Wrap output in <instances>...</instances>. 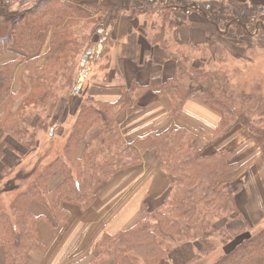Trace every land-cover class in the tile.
<instances>
[{
	"label": "trees",
	"instance_id": "16d2710c",
	"mask_svg": "<svg viewBox=\"0 0 264 264\" xmlns=\"http://www.w3.org/2000/svg\"><path fill=\"white\" fill-rule=\"evenodd\" d=\"M170 1L169 6H163L162 0H140L145 10L133 4V16L127 18L133 20L137 14L147 13L149 7H155L163 15V27L153 34L150 43L176 56L177 64L173 77L161 86L159 96L169 99L173 116L191 99L215 111L220 116L217 134L237 121L264 151V128L260 122L264 121V105H251L255 110L245 106L252 97L248 101L243 98L237 104L235 92L222 86V78L214 79L211 70L195 65L201 60L207 64V56L191 59L189 52H184L185 48L172 46L165 24L168 22L171 29L175 24L164 15L169 10L186 14L197 12L210 21L217 32L218 22L227 17L232 28H226L220 35L225 37L233 31L234 36L245 41L253 34V28L263 21L264 4L245 3L237 8L225 1L218 5L205 3L214 18L211 21L200 6L188 8L190 0ZM117 3L123 10V4ZM109 13L105 16L108 17L106 25L105 22L101 26L97 23L93 33L105 26H115L120 10ZM89 18L73 5L58 0H42L22 13L0 0V180H6L13 173V168L6 163L8 154L15 152L20 160L32 152L37 130L47 129L55 112L68 107L72 97H79L74 110L76 118L63 152L0 208V250L5 255L4 264H29L30 254L43 250L38 231L40 220L45 219L53 226L66 216V205L82 210L90 208L104 186L120 173L140 167L148 152L156 153L170 181L163 201L155 209L145 202L142 211L146 217L134 228L104 235L96 245L93 264H162L176 246L187 242H198L200 246L189 264L218 253L220 248L223 254L213 264H249L257 258L264 264V228L255 233L258 225L238 216L235 195L228 183V177L239 168L233 152L207 154L206 149L195 146V137L185 129L149 134L127 143L119 128L118 115L122 112L134 114L140 98L151 87L133 80L114 104L98 102L88 91L77 87L75 67L67 54L78 44L81 33L76 26ZM51 28L54 29L51 52L62 51L44 65L37 66V59H28L38 54L40 38ZM97 34L101 35L100 31ZM107 40L108 63L104 71L110 69L111 51L115 46L111 37ZM191 49L210 50V45ZM23 62L27 63L29 84L22 86L20 94L25 99L14 111L17 97L12 91L14 74ZM28 87L30 91L26 95ZM12 140L24 149H16ZM57 170L63 172L64 181L51 192L48 183ZM12 190H0V198ZM34 201L43 205L48 215H35L30 208Z\"/></svg>",
	"mask_w": 264,
	"mask_h": 264
},
{
	"label": "crops",
	"instance_id": "0c3cea01",
	"mask_svg": "<svg viewBox=\"0 0 264 264\" xmlns=\"http://www.w3.org/2000/svg\"><path fill=\"white\" fill-rule=\"evenodd\" d=\"M191 1L210 3L219 0ZM221 1L237 8L243 5H237L242 0ZM112 3V0H105L102 7L109 13L117 9ZM139 20H129L122 16L114 27L110 26L100 32L104 38L111 37L115 46L105 78L93 81L89 85L88 94L98 102L114 104L120 100L123 90L129 88L133 80L142 86H150L151 89L140 98L138 110L134 114L122 112L118 115L119 128L125 141L131 143L149 134H165L173 129H185L195 137V146L206 149L207 154L233 152L234 161L239 168L228 177V183L235 195L238 216L256 226H264L263 149L255 144L238 122L217 134L220 116L196 100H189L178 115H172L171 102L168 98L159 96V91L163 83L173 77L177 58L160 47L151 45L150 38L158 29L154 23L151 26L141 24V20L142 27L139 28ZM171 20L175 24L170 30L172 45L181 48L203 47L212 42L221 45L219 34L201 14L175 12L171 15ZM53 32L54 29H51L44 36L45 56ZM223 43L226 44L224 41ZM224 47L225 51L234 52L232 46ZM103 49L101 40L94 47L96 57ZM22 72L23 68L20 66L15 72V78ZM56 172L48 183L51 192L64 181L63 172L61 171L62 175ZM169 184V178L162 171L156 153H146L140 167L120 173L104 186L90 208L82 210L74 205H66V216L53 226L45 219L40 220L38 231L43 250L31 253L28 263L93 264L97 254L96 245L103 236L134 228L146 217L142 205L146 202L149 208H157L162 203ZM35 203L31 204V211L37 216L46 215L47 210ZM199 248L198 242L182 244L162 264H188ZM0 262L5 263L3 250H0ZM249 264H262V259L257 258Z\"/></svg>",
	"mask_w": 264,
	"mask_h": 264
},
{
	"label": "rangeland",
	"instance_id": "374dc122",
	"mask_svg": "<svg viewBox=\"0 0 264 264\" xmlns=\"http://www.w3.org/2000/svg\"><path fill=\"white\" fill-rule=\"evenodd\" d=\"M9 3L12 10L16 12L22 13L30 8L34 7L37 3L42 0H4ZM61 3L71 4L75 8L81 10L85 14L89 15L91 18L86 20H81L76 28H79V32L81 34L78 35V44L77 46L71 48L68 51V60L70 59V65L75 67V74L77 87L82 91H88L89 85L93 81L102 80L106 76V71L104 68L107 66L106 60V49L109 47V41L107 40L108 36L105 38L103 35L97 34L99 31L102 32L108 28L105 26V29L99 30L98 32L94 30L96 29V25L99 24L101 26L104 22L106 25V20L110 13L107 12L106 9H103L102 5L105 0H58ZM110 1V0H107ZM113 5L117 7V10H120V17L128 18L133 16V12L131 9L133 8V4H136L139 9L143 8L145 10V5L140 2V0H112ZM119 1L123 4L124 9H119L120 6L117 3ZM222 2L221 0L212 2L213 4H219ZM163 6H169L171 3L170 0H162ZM191 6L188 8H192L193 6H200L204 11H206L209 20L213 21L214 18L210 15L207 10L205 3H194L190 0ZM245 3H260L264 4V0H242L238 1L237 5H242ZM125 10V12H123ZM107 12V13H106ZM137 12V11H136ZM147 13L143 14L146 16H140L137 14L134 16V21L136 19L141 20V24L145 23L151 26V23H154L155 28L160 29L163 27V15L158 13L155 7H149L145 11ZM177 11L169 10L164 12V15L168 16L167 20L170 21L171 15ZM154 13V14H151ZM127 16V17H126ZM140 20L138 27L140 26ZM260 21L258 25L253 28V34L250 35V38L241 41L239 37L234 36V32L230 31L228 36L220 35V32L226 31V28H232L229 25L230 18H222L220 22H218V34L221 38V45L211 44L210 50H196L194 51L191 47L185 48L184 52H189L191 59L200 58L202 56H207L208 62L207 64H203L202 60L198 61L196 66H203L208 70H211L213 74H215L214 79L222 78L223 85L226 86L231 92H235V98L237 104L241 103L242 99H247L252 97V101H248L245 106H255V105H264V19ZM148 22V23H147ZM167 22V21H166ZM98 23V24H97ZM144 24V25H145ZM166 26V35L168 40L171 42L170 30L171 26L167 22ZM110 27V26H109ZM152 28V27H149ZM52 29V28H51ZM49 29L46 33L42 34L40 38V48L38 54L29 58L28 60L37 59V66H42L44 63L49 60L54 54L61 53L62 49H58L55 52H51V37L49 39V48L45 54L44 52V36L48 35L51 31ZM155 33V32H154ZM153 33V34H154ZM101 34V33H100ZM232 38L236 39L231 40ZM105 39V40H104ZM103 42L104 49L97 57L94 54V47L99 42ZM107 40V41H106ZM226 42L225 43H223ZM240 41V44H238ZM260 43V46L258 44ZM173 46V45H172ZM224 46H232L234 52L225 51ZM258 46V48H257ZM263 46V47H262ZM224 47V48H223ZM193 50V51H192ZM89 51V52H88ZM174 51V50H173ZM88 52V53H87ZM112 53V51H111ZM103 54V55H102ZM84 55L86 56L85 58ZM194 64V62H193ZM21 66L23 68V74H21L17 79L15 78L16 73L14 74L12 91L15 95H17L15 99L14 111L20 107L23 103L25 96H21L20 90L23 85L29 84L28 73H27V63L23 62L17 67V69ZM16 69V72H17ZM212 79V80H214ZM214 84V83H213ZM217 84H219L217 82ZM30 91V87H28V95ZM79 97H72L70 104L68 107H65L63 110L59 109L55 112L53 120L47 123L49 127L47 129H38L35 139V147L27 154L25 157L18 159V155L15 152H11L8 154L6 159V163H8L13 168V173H11L6 180H0V183L3 184L0 186V190H12L8 195L0 198V208L7 205L8 202L13 200V198L21 191H23L30 183H32L36 176L39 174L41 170H43L48 164L53 162L64 150L66 141L70 132L72 130L74 121H75V106L78 103ZM251 106V109L255 110L256 107ZM45 118V115L42 116V119ZM258 118L256 117V120ZM47 120V119H46ZM264 120V119H263ZM237 122V121H235ZM261 126L264 128V121ZM259 122V123H260ZM13 145L19 151L24 149L20 143L15 140H12ZM17 151V150H15ZM17 151V152H19ZM24 152V151H21ZM62 175L61 170L57 171ZM35 202V201H34ZM33 203V202H32ZM40 208L46 209L43 205L36 202ZM38 208V207H37ZM38 208V210H41ZM47 210V209H46ZM48 215V211L46 213ZM263 225H259L255 233H258ZM180 246V245H178ZM176 246L175 248H177ZM174 248V249H175ZM173 249V250H174ZM198 253V252H197ZM223 254V251L220 248V254H214L196 264H213L214 261ZM168 261V260H167ZM189 264V263H188Z\"/></svg>",
	"mask_w": 264,
	"mask_h": 264
}]
</instances>
